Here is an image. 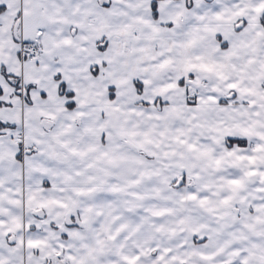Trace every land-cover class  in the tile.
<instances>
[{
	"label": "snow or ice",
	"instance_id": "obj_1",
	"mask_svg": "<svg viewBox=\"0 0 264 264\" xmlns=\"http://www.w3.org/2000/svg\"><path fill=\"white\" fill-rule=\"evenodd\" d=\"M0 264H264V0H0Z\"/></svg>",
	"mask_w": 264,
	"mask_h": 264
}]
</instances>
